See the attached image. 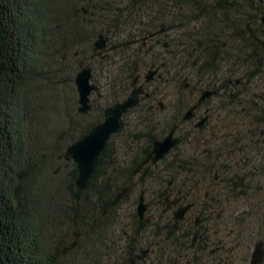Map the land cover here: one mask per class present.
Instances as JSON below:
<instances>
[{"label": "trees", "instance_id": "1", "mask_svg": "<svg viewBox=\"0 0 264 264\" xmlns=\"http://www.w3.org/2000/svg\"><path fill=\"white\" fill-rule=\"evenodd\" d=\"M124 1V9L98 10L92 0H81L92 6V16H104L102 11L112 13L108 15L109 19L95 20L98 25L95 28L89 20H82L76 5L67 0H0V264H109L114 256L108 242L114 241L118 229L110 219L126 197L114 208L108 209L109 204L123 187L129 186L134 168L152 151L154 141L162 138L174 125L182 123L184 113L180 108L184 101L171 111L169 108L166 112L160 111V117L152 112L151 104L165 99L166 90L177 89L183 98L188 94L184 89L186 83L215 81L223 63H232L234 69L239 64L246 71L242 74L247 81L263 75L264 46L260 40H264V0H213L216 2L213 7L204 0ZM171 7H187L193 12V19L208 18L210 22L200 32L181 25V22L180 27L185 29L174 34L168 47L160 42L147 51L142 37L161 27L167 31L175 29L174 23L167 27L162 16V11H169ZM216 10L230 30L228 37L246 45L236 54H229L230 47L222 43L214 31V25L219 30L221 23ZM230 14L236 20L228 19ZM101 34L107 35L110 45L118 49L112 53L95 52L93 37L99 38ZM136 40L139 42L129 44ZM80 43L88 44L92 52L85 55L76 49ZM248 48L250 52L246 53ZM72 53L77 67L81 61L88 64L94 60L113 66L110 69L114 76L113 95L88 123L80 120L84 115L76 114L74 107L66 109L67 117H64L61 134L56 139L60 144L56 143V148L51 149L45 144L49 134L45 133L41 123L45 121L43 104L47 105L42 85L60 74L61 84L72 79L67 65ZM59 58L60 68L56 65ZM153 64L161 65L162 77L149 86L151 95L143 97L137 107L128 112L140 109L141 119L146 123L133 142L134 146L130 145L134 152L128 163H121L112 148L114 139L124 134L127 113L121 120L120 130L111 137L100 155L85 190H78L75 185L78 168L74 162L70 177L62 179L61 185L52 181L51 167L55 158L61 155V162L69 163L65 158L68 146L102 122L105 109L123 100L135 78ZM249 66L256 69L253 76L247 73ZM231 81L234 82L230 77H221V92L216 95L215 106L224 101L226 108L236 107V111L228 113L229 118L233 116L236 120L232 121L241 123L228 126L226 132L219 127L188 130L142 183L152 177L160 185H168L170 181L194 185L202 183L204 176L214 181L223 151L232 154L239 151V147L241 150L245 144L250 145L248 127L243 124L264 119V108L257 110L258 104L254 102L242 108L247 90L241 88L244 89L245 84H231ZM259 100L264 105V97ZM154 116L158 123L164 121L162 126L154 124ZM225 118L216 115L215 121ZM183 143L188 145V152L173 157ZM161 165H164L163 170L156 176L154 172ZM214 183L218 185V181ZM228 184L230 192L237 193L231 188L234 184ZM246 189V185H241L239 195ZM214 193L209 198L211 202L218 201V189ZM126 227L127 234L124 236L126 230H122L119 235L124 237V253L116 264H147L151 256L160 264H170L172 256L184 251L190 243L191 230L184 226L173 229L167 217L144 222L134 213ZM149 231L151 239L143 240ZM75 233L79 236L75 237ZM74 241L76 246L63 253ZM150 246L154 252L145 260H138V250Z\"/></svg>", "mask_w": 264, "mask_h": 264}, {"label": "rangeland", "instance_id": "2", "mask_svg": "<svg viewBox=\"0 0 264 264\" xmlns=\"http://www.w3.org/2000/svg\"><path fill=\"white\" fill-rule=\"evenodd\" d=\"M70 4L76 5L78 8V14L81 15L82 20H89V24L92 26H95L97 28V23H95V20L102 21L103 19H109L108 15L112 14L110 12L107 13V11H102L104 16H92L91 13V5L87 2L81 3V0H67ZM155 1H162V0H155ZM80 3L79 6H77V3ZM206 4H211V7L215 6V1L213 0H204ZM93 6H96L98 10L104 9H110L114 8L113 10H116L115 8H125V1L123 0L120 2V0H92ZM205 4V5H206ZM170 5V3H169ZM102 8V9H101ZM217 11V10H216ZM192 10L187 7L182 8H172L169 11H162V16L165 21H167V27L171 26L172 23H174L175 29L165 32V34L161 35L159 38V41L162 43H171L174 34L181 33L185 27H180L181 25L187 26L189 28H192L196 31L199 30V32L203 29L204 26L208 22V18H202L200 17L198 20L195 18H192ZM179 14H183L182 17H179ZM217 18L219 20L222 19L221 13L218 11L216 12ZM106 15V16H105ZM174 15V17H173ZM230 20H236V18L230 14L229 16ZM182 18L184 20H182ZM214 20V19H212ZM213 24H215V21H213ZM211 26V25H210ZM215 26V33L220 37V41L224 43L226 46L228 45L229 48V54L234 53L236 54L237 50L246 46L242 41L240 40H234L231 37H228L230 34L227 28H226V22L225 20H221V23L219 24L220 29L218 30ZM178 27V28H177ZM165 28V27H164ZM180 28L182 30H180ZM220 34V35H219ZM107 36V35H106ZM108 37V36H107ZM109 38V37H108ZM98 38L93 37V45L95 41ZM175 39V38H174ZM110 40V39H109ZM264 41V40H263ZM85 42V41H82ZM110 42V41H109ZM157 45V42L154 44ZM76 49H80L83 54H88L92 52V49L88 46V44L80 43L76 46ZM159 48L156 47V50ZM236 49V50H234ZM231 51V52H230ZM246 53H249V48L245 50ZM78 53V52H77ZM61 55V54H60ZM72 54L69 55V59L67 61V65H69V68L71 69V80L66 84L65 82L61 84V74L56 76L54 80L43 82L42 90L46 94V100L47 105L43 104L44 110H45V121H42L41 123L45 127V133H48V138H45V144L51 149H55L57 144H60V142H56V139L61 134V124L63 123L64 117L66 118L67 111L66 109H72L73 107L76 110V114L78 115H84L80 120L84 123L91 122L97 115V111L99 108H102V106H106V102L109 101V98L113 95V87H114V76L113 72L111 73L113 69V66H110V64H103L99 63L98 61H89L88 65L92 67L93 69V77H92V83L97 85V89L92 93L91 95V109L85 113V114H79L78 108H79V94L77 91V87L75 84V77L80 70V67H77V61H74L72 59ZM78 56V55H77ZM56 61V65L58 68L61 67V62ZM87 64V63H86ZM232 63H223L222 67L220 68V71L218 72L219 75L222 78H232L233 80L240 79L241 78V84H245L244 89L241 88V90L246 91L247 95L244 96L243 104H241V107L243 108L248 106L250 103L258 104L256 105L257 110L263 109L264 105L260 103L259 98L264 97V72L263 75H260L259 79H252V81H247L244 79L243 72H246L242 69V67L239 66V64H236L235 69L232 68ZM231 70H233V73H231ZM264 69H262L263 71ZM148 69L144 70L142 72V75L146 73ZM256 72V69L249 66V69L247 73L249 75H254ZM211 78V77H209ZM208 78V79H209ZM151 90V89H150ZM170 90V89H169ZM131 89H129L128 94L124 97L126 98ZM168 91V90H167ZM169 92H164V94H168ZM166 97V96H165ZM164 97V98H165ZM169 97L168 101H163V104L167 106L169 104ZM158 107V106H157ZM140 109L132 111L127 114L125 118L124 123V134L122 136L116 137L113 141L112 148L115 150V155L118 160L123 163L127 164L128 160L131 159L133 156L131 147L134 146L133 142L138 138V135L143 132V126L146 124L144 120L141 119ZM226 127L224 128V132H226V129L228 126L236 125L238 122H234L232 120H236L233 116L229 118V114L226 111ZM217 113L215 114V116ZM258 115V114H257ZM70 119V116H68ZM154 124L155 125H163L164 122L158 123L156 120V116H154ZM68 119V120H69ZM264 120V119H262ZM160 122V121H159ZM229 131H231V128ZM184 134L188 131L183 130ZM181 133V132H180ZM166 134V133H165ZM164 134V136H165ZM57 143V144H56ZM188 145L182 144L179 146V149L173 154V157L177 154H186L188 152ZM134 152V151H133ZM61 155H58L55 158V162L51 167V171L53 174L52 181L55 183L61 185V180L67 177H70V171L72 170V162L73 160H69L70 162L65 164L64 162H61ZM164 165H161L159 168H157L154 172L156 176L159 175L161 170H163ZM155 177L150 178L145 184L150 188L149 195H152L154 192L151 190L158 191L159 186H162L160 184H156L154 181ZM137 181V179H135ZM155 186V187H153ZM248 189V188H247ZM245 190L244 194L240 195V198L238 197L237 201L234 200V198H231V201L229 202L230 205H232V211L234 212V217L232 220V223L226 228V232L228 233L232 228L235 229V241L233 242L231 240V243L229 241V245L231 248H233L232 252L228 254V257L225 262L222 264H251V256L254 250L255 244L259 240L264 241V189H249ZM134 190V191H133ZM131 190V192L126 196L123 202L118 206L116 209V212L114 217L110 219V222L112 225H115L118 227L116 234L113 237V240L110 238V241L108 242L109 248L112 250L113 258L109 261V264H116L117 261H119L120 256L124 253L123 247H125V241L124 237H120V232L123 233L122 230H126L124 236L127 234V227L126 223L130 222L132 220V217L134 213H137V206H138V198L140 195V185L137 186L136 189ZM133 191V192H132ZM118 215V216H117ZM116 216V217H115ZM114 226V227H115ZM117 235V237H115ZM152 235L150 231L146 233V236L143 240L151 239ZM119 238L120 240H117ZM123 246V247H122ZM110 250V251H111ZM140 250V249H139ZM138 250V251H139ZM123 252V253H122ZM137 254H140L138 252ZM115 262V263H112ZM158 260H154L153 256H151L147 260V264H157ZM165 264V263H163Z\"/></svg>", "mask_w": 264, "mask_h": 264}, {"label": "flooded vegetation", "instance_id": "3", "mask_svg": "<svg viewBox=\"0 0 264 264\" xmlns=\"http://www.w3.org/2000/svg\"><path fill=\"white\" fill-rule=\"evenodd\" d=\"M162 28L164 27H161L159 30H156L141 38L143 45L147 47V51L151 50V48L155 46L154 44L156 42L157 44L160 43L158 37L165 33L167 30L165 28L164 32H160ZM262 41L263 40H260L261 44ZM138 42L139 40H136L134 42H129V44H135ZM164 47H168V44L165 42ZM117 49L118 48L116 46H111L110 42H108V48L105 49L104 52L107 51L112 53ZM153 65L160 66L159 74L161 75V65ZM151 67L149 69H151ZM145 74L146 73H144L143 75H138L140 76V80L136 85L144 84L149 95L142 96L140 102L143 97H149L151 95L149 91L152 90H150L151 87L149 86H151V84L155 80L162 77L161 75L160 78L156 77L151 82L145 83ZM214 80L215 81H209L205 83L201 81L196 83H186L184 89L188 91V94H185L183 98L180 97V91L177 89L172 88L168 91L166 90L169 93L165 94V99L154 101V103L151 104L150 109L152 110V112L156 113L158 117H160V111L166 112L167 108H169V110L171 111V108H177V106H179L180 101H184V105H182V107L180 108L184 113L182 116V123L173 126V128L175 126H178L176 136L179 138V143L181 138L186 134H184L183 130L192 131L191 129L193 128L200 129L204 127L206 128V130L215 129L217 127L225 128L226 123L228 122H226L225 120L215 121V114L217 113L219 118L224 119L226 117V111L228 113L236 111V107L226 108L224 105V101L221 102L218 107L215 106L216 95L221 92V77L217 76V78ZM237 80L238 79L234 80V82L231 81V84L235 83L236 85H240L242 81L241 78L239 82H237ZM133 87L134 82L132 84V88ZM195 87H197L198 90ZM192 89L195 90L192 91ZM214 89L217 90V93L199 104L193 111L192 117L189 120H184V115L190 108L198 103L202 93L205 90ZM168 97L170 101L169 104L167 106L163 104L162 108L160 103H163V101H168ZM205 116H208V119L206 120L204 125L197 126L200 119ZM243 125L245 127H248L246 132L250 134V145H248L247 147V145L245 144L241 150L239 147V151L232 154L224 150L223 153L219 156V168L214 175V181H210L208 179V176L203 177L202 183H197L194 185H179L174 183V181H170L168 185L159 186L158 191L151 190L154 193L152 195H149L150 188L142 182H145V180H147L151 169L159 164L162 160L150 168L148 175L144 179H141V172L134 175V171L136 170L137 166L134 168L132 175L133 184L129 183L130 189L127 195L131 192V190L136 189L137 186L140 185V195L138 198V203L140 200V196L143 193L145 201L149 203L148 211L146 213V216L150 217V220L148 222H150L152 219L158 221L162 220L164 217H167L168 221L172 223L173 229L178 230L180 226H184L188 227L191 230V237L188 238L190 241L189 246L184 251H178L177 253H175V255L172 256L170 264H222L226 261L228 254L232 252L233 248H231L228 243L229 241L231 243V240L233 242L235 241V238L233 236L235 235V229L232 228L228 233L226 232V228L232 223L234 217L232 205L229 204L231 198H234V200L236 201L238 197L240 198L239 192L241 191V185H246V187L248 188L247 190H249L250 188L256 190L264 189V120H255L250 124ZM169 132H167L165 136ZM165 136H163L162 138H164ZM177 155L178 157H181L185 154ZM135 179H137V181H135ZM215 181H218L217 186L214 183ZM228 182H232V184H234L231 186V188H234L237 193L230 192ZM216 189H218V201L211 202L209 201V198L212 197V195H215V193L213 194V192H215ZM158 192L160 193V195L158 194ZM158 199H163V201L159 202ZM187 205L191 206L186 212L184 219L180 220L177 224V227H175L176 211L179 208L185 207ZM137 215L141 220L147 222L139 216L138 212ZM259 241H262L264 243L263 240ZM147 248H150L151 251L143 259H139L138 256L142 255V252L146 248H144L143 250L140 249L138 251L140 252V254L136 255L138 260H145L152 252H154L152 246ZM157 264L160 263L158 262Z\"/></svg>", "mask_w": 264, "mask_h": 264}, {"label": "water", "instance_id": "4", "mask_svg": "<svg viewBox=\"0 0 264 264\" xmlns=\"http://www.w3.org/2000/svg\"><path fill=\"white\" fill-rule=\"evenodd\" d=\"M164 30L165 28H162L160 32H164ZM108 42L109 38L106 35L101 34L94 43V51L98 52L99 54L102 53L105 49L108 48ZM262 45L264 46V41H262ZM75 55L77 56L78 53L76 52ZM79 65L80 70L75 77V84L79 94L78 112L80 114H85L92 107L91 95L97 89V85L92 83V67L88 64L85 65L83 61H81ZM159 71L160 66L152 65L151 69H149L144 76L145 83L151 82L156 77L160 78L161 75L159 74ZM139 80L140 76H137L134 81V87L124 100L114 103L113 105L105 109L104 120L102 122L98 123L89 133L68 146L65 153V158L67 160H73V162L77 165L78 176L76 178L75 185L78 190H85L88 187L96 171L100 155L105 150L111 137L120 130L121 120L123 116L133 108L137 107L142 96L149 95L144 84L136 85ZM239 81L240 79L237 80V82ZM216 93V89L205 90L200 96L198 103L186 112V114L184 115V120H189L192 117L193 111L196 109V107ZM160 105L163 108V103H160ZM207 119L208 116L202 117L197 126L204 125ZM177 128L178 126H175L164 138L156 139L154 141L152 151L148 154L144 161L139 166H137L136 170L134 171V175L141 172V179H144L148 175L150 168L163 160L167 156V154H169L171 150H173V148L177 146V144L179 143V138L176 136ZM129 183L133 184V178ZM129 189V186L123 187L117 193L116 197L111 201L108 209L117 206L129 192ZM148 206L149 203L145 201V197L142 193L138 203L137 212L139 216L147 222L150 220V217L146 216ZM190 206L191 205H187L185 207L179 208L176 211L175 227H177V224L180 220L184 219L185 214ZM78 236L79 234L75 233V237ZM75 246L76 242L74 241L69 246L64 248L63 253H66L68 250L74 248ZM150 251V248H146L142 252V255L138 256V258H145ZM263 262L264 243L262 241H259L255 245L251 258V264H262Z\"/></svg>", "mask_w": 264, "mask_h": 264}]
</instances>
